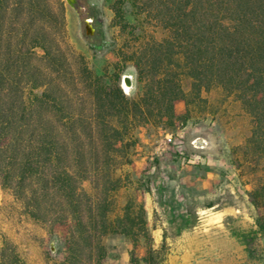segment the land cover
I'll return each instance as SVG.
<instances>
[{
  "label": "trees",
  "instance_id": "obj_1",
  "mask_svg": "<svg viewBox=\"0 0 264 264\" xmlns=\"http://www.w3.org/2000/svg\"><path fill=\"white\" fill-rule=\"evenodd\" d=\"M103 1L117 34L90 46L89 63L60 0H0L2 190L32 222L67 226L60 264H105L115 239L131 264H158L138 198L147 180L133 168L139 130L225 120L241 131L228 153L263 211L229 233L264 264V0ZM0 264H24L6 239Z\"/></svg>",
  "mask_w": 264,
  "mask_h": 264
},
{
  "label": "rangeland",
  "instance_id": "obj_2",
  "mask_svg": "<svg viewBox=\"0 0 264 264\" xmlns=\"http://www.w3.org/2000/svg\"><path fill=\"white\" fill-rule=\"evenodd\" d=\"M60 2L65 9L67 40L75 54L90 63V46L102 36L107 41L116 37L111 11L103 0H74L73 5L67 0ZM126 78L130 80L127 91ZM133 82L134 76L122 77L124 93L133 90ZM174 110L178 116L183 114L184 102L176 101ZM167 129L175 145L163 154L156 152L162 129L139 130L140 145L133 165L147 180L149 191L138 192V198L145 208L150 245L158 264H261L247 258L228 229L255 228V219L263 212L248 201L246 174L232 164L228 153L230 145L241 141V131L229 129L225 120L210 118L197 124L177 122ZM194 140L202 141L203 147L194 146ZM178 145L185 155H201L204 163L184 164L175 151ZM66 232V225L51 229L22 216L19 204L0 186V242L6 239L13 244L24 264H60ZM130 249L115 239L108 245L105 264H131ZM257 249L264 253V245L258 243ZM144 254L141 244L135 256Z\"/></svg>",
  "mask_w": 264,
  "mask_h": 264
},
{
  "label": "built area",
  "instance_id": "obj_3",
  "mask_svg": "<svg viewBox=\"0 0 264 264\" xmlns=\"http://www.w3.org/2000/svg\"><path fill=\"white\" fill-rule=\"evenodd\" d=\"M161 136L162 139L159 142L158 146L156 147V152L158 154H163L169 150H171L172 147L175 145V139L173 138V134L169 130H161ZM192 144L196 147H203V142L200 140H194ZM181 146H175V151L177 154H179L181 161L188 165V166H194L204 163V159L199 154L194 155H185L183 154L182 150L180 149Z\"/></svg>",
  "mask_w": 264,
  "mask_h": 264
},
{
  "label": "bare ground",
  "instance_id": "obj_4",
  "mask_svg": "<svg viewBox=\"0 0 264 264\" xmlns=\"http://www.w3.org/2000/svg\"><path fill=\"white\" fill-rule=\"evenodd\" d=\"M125 84H124V88L126 89V91L128 90V88L130 87L129 84H130V80L128 78H126L125 80Z\"/></svg>",
  "mask_w": 264,
  "mask_h": 264
},
{
  "label": "water",
  "instance_id": "obj_5",
  "mask_svg": "<svg viewBox=\"0 0 264 264\" xmlns=\"http://www.w3.org/2000/svg\"><path fill=\"white\" fill-rule=\"evenodd\" d=\"M67 2L71 5H73V3H74V0H67ZM159 180V178L157 179V181ZM157 181L155 182L156 184H157Z\"/></svg>",
  "mask_w": 264,
  "mask_h": 264
}]
</instances>
